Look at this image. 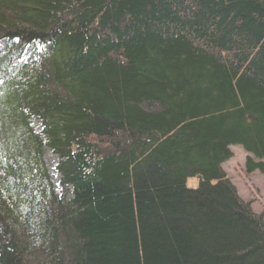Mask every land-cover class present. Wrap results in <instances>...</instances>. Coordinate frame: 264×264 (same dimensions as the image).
<instances>
[{"label": "trees", "instance_id": "16d2710c", "mask_svg": "<svg viewBox=\"0 0 264 264\" xmlns=\"http://www.w3.org/2000/svg\"><path fill=\"white\" fill-rule=\"evenodd\" d=\"M0 41V264H264L222 166L264 173V0H0Z\"/></svg>", "mask_w": 264, "mask_h": 264}, {"label": "rangeland", "instance_id": "374dc122", "mask_svg": "<svg viewBox=\"0 0 264 264\" xmlns=\"http://www.w3.org/2000/svg\"><path fill=\"white\" fill-rule=\"evenodd\" d=\"M5 47V42L0 41V51H2ZM34 54L35 53L27 47L24 57L29 60L34 56ZM33 121L35 124H39L38 119L35 118ZM231 150L234 153V156L223 163V169L238 189L240 196L246 202L251 204L253 211L264 214V173L259 171L248 173L246 171L245 161L248 153L241 145H232ZM46 154H49L48 158L45 157V160L48 165L54 187L56 192L61 194L62 187L60 186V175L56 171L59 157L50 150H47ZM187 186L189 188H197L199 186V178L189 177L187 179Z\"/></svg>", "mask_w": 264, "mask_h": 264}, {"label": "bare ground", "instance_id": "6f19581e", "mask_svg": "<svg viewBox=\"0 0 264 264\" xmlns=\"http://www.w3.org/2000/svg\"><path fill=\"white\" fill-rule=\"evenodd\" d=\"M49 154H46L45 157L48 158Z\"/></svg>", "mask_w": 264, "mask_h": 264}]
</instances>
